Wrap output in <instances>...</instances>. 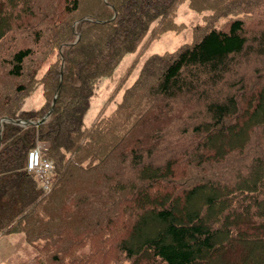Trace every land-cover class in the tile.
<instances>
[{
	"label": "trees",
	"instance_id": "16d2710c",
	"mask_svg": "<svg viewBox=\"0 0 264 264\" xmlns=\"http://www.w3.org/2000/svg\"><path fill=\"white\" fill-rule=\"evenodd\" d=\"M182 1L0 0V118L50 111L0 122V233H24L30 264H264V30L234 17L149 54L84 124L97 83ZM39 83L49 100L22 109ZM38 143L50 191L27 169Z\"/></svg>",
	"mask_w": 264,
	"mask_h": 264
},
{
	"label": "rangeland",
	"instance_id": "374dc122",
	"mask_svg": "<svg viewBox=\"0 0 264 264\" xmlns=\"http://www.w3.org/2000/svg\"><path fill=\"white\" fill-rule=\"evenodd\" d=\"M234 17H241L249 31L264 30V0H194L193 2L183 0L180 2L170 19L174 23V28L155 35L157 23L154 22L137 48L126 53L118 62L114 72L97 83L95 92L89 101V108L84 116V124H93L103 115H110L116 109L123 99L126 88L132 85L138 77L141 65L149 54L175 51L181 45L195 40L201 31L211 26L226 28ZM168 22L171 23L169 20ZM11 39L9 36L8 41ZM8 41L6 38L0 44V53L3 52ZM20 42H22L21 39ZM55 59L56 55L54 53L49 54L39 70V77L49 69ZM253 65L256 66V64ZM48 100L49 97L47 98L45 93L44 84L39 83L35 89L24 97L21 108L26 110L40 108ZM46 116H43L42 119ZM6 118L16 120L2 116L0 122L8 121ZM17 119L22 120V123L19 124L26 125L23 123L25 122L24 119ZM248 132H251V127L248 129L247 134H249ZM245 139H247L246 148L245 151L242 150V153L253 152L258 147L259 137L251 132V135ZM38 145L40 149L44 150V143H38ZM151 158L156 163H161V161ZM246 159L242 154L240 161L245 162ZM230 160L232 161L233 158ZM231 166L229 165L230 168ZM235 167L241 168V165ZM221 169L219 168V170ZM224 180H227V178ZM156 189L159 190V187H156ZM195 202L197 205L200 204L198 199ZM35 254L36 250L27 242L23 232L0 233V264H30ZM107 264H113V258H110Z\"/></svg>",
	"mask_w": 264,
	"mask_h": 264
},
{
	"label": "built area",
	"instance_id": "2783aa9c",
	"mask_svg": "<svg viewBox=\"0 0 264 264\" xmlns=\"http://www.w3.org/2000/svg\"><path fill=\"white\" fill-rule=\"evenodd\" d=\"M28 169L36 175L40 187L48 191L53 182V161L44 156L39 145L29 152Z\"/></svg>",
	"mask_w": 264,
	"mask_h": 264
},
{
	"label": "water",
	"instance_id": "95a60500",
	"mask_svg": "<svg viewBox=\"0 0 264 264\" xmlns=\"http://www.w3.org/2000/svg\"><path fill=\"white\" fill-rule=\"evenodd\" d=\"M53 102H54V101H53ZM49 113H50V111H48L46 115H48ZM44 119H45V118H44ZM44 119H41V120H39V121H37V122H29V123H30V124H31V123H39V122L43 121ZM6 120H8V121H15V122H17V123H22V120H20V119L12 120V119L6 118ZM23 123H26V122H23Z\"/></svg>",
	"mask_w": 264,
	"mask_h": 264
},
{
	"label": "bare ground",
	"instance_id": "6f19581e",
	"mask_svg": "<svg viewBox=\"0 0 264 264\" xmlns=\"http://www.w3.org/2000/svg\"><path fill=\"white\" fill-rule=\"evenodd\" d=\"M138 240V239H137ZM141 240V239H140Z\"/></svg>",
	"mask_w": 264,
	"mask_h": 264
}]
</instances>
